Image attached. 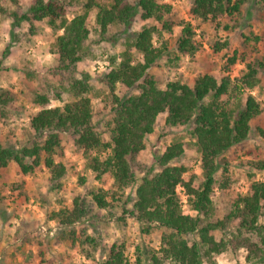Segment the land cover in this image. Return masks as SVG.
Wrapping results in <instances>:
<instances>
[{"label":"trees","instance_id":"1","mask_svg":"<svg viewBox=\"0 0 264 264\" xmlns=\"http://www.w3.org/2000/svg\"><path fill=\"white\" fill-rule=\"evenodd\" d=\"M12 1L16 10L10 14L11 26L27 24L24 42L29 45L49 33L54 63L45 68L46 78L40 73L39 63L24 59L23 75L37 85L32 89L31 104L38 110L28 120V129L34 135L25 144L15 146L5 145L0 134V176L9 163H14L23 178L11 190L23 195L25 176L45 169L49 185L59 191L69 169L78 173L74 164L68 166L61 144L63 136L73 142L75 151L84 158L83 168L91 171L98 184H109L106 189L90 187L86 192L89 201L86 194L78 192L70 206L62 204L47 213V219L62 229L59 238L67 240L85 259L77 264H217L224 252L236 254L240 249L246 252V264H264V181L255 178V172L264 171V146L258 149L256 159L245 162L249 168L246 191L237 190L231 196L224 217H216L211 199L215 188L228 192L236 182L225 153L245 142L253 125L264 137L263 126L257 124L264 119V103L250 92L255 88L261 91L264 79V54L259 49L264 32L259 35L249 29L242 34L239 47L222 65L227 74L206 72L192 79L178 72L180 61L186 56L194 61L201 44L192 39L193 26L181 21L174 49L168 48L164 33L171 34L176 25L168 18L173 10L170 2L31 0L27 11L22 12L19 0ZM247 1L190 0L189 14L214 25L216 30L229 32L232 27L228 22L234 27L241 25L242 7ZM254 4L258 11L264 10V0ZM69 5L78 10L71 18L66 17ZM4 12L0 4V13ZM137 13L140 29L129 32ZM115 27L124 34L121 49L92 55L90 34L93 32L99 43ZM210 48L215 53L227 50L229 40L214 39ZM103 55L107 62L103 72L95 70L92 77L88 71L78 70L79 63ZM163 57L167 59L164 85L149 71ZM237 63H243L244 68L232 78L229 72ZM94 98H100L103 108L110 112L103 129L94 122ZM51 100L59 104L49 107ZM15 101L13 91L0 86V123L21 109L15 107ZM160 117L164 128L180 126L186 131L173 135L162 146L155 158L158 170L152 172V167L144 170L135 162ZM187 149L199 155L200 176L179 162ZM136 172L141 173L138 179ZM86 181L85 176L78 177L79 185L84 186ZM178 186L184 189L194 215L183 212ZM130 188L134 198L131 208H125L128 196L124 193ZM3 199L0 192V202ZM120 202L122 212L117 221L131 218L140 223L142 233H159L157 245L149 242L143 249L136 244L132 260L125 253L123 236L105 245L101 234L73 227L90 213L88 205L99 211L111 210ZM189 234L195 238L189 240ZM99 253L102 255L97 257Z\"/></svg>","mask_w":264,"mask_h":264},{"label":"rangeland","instance_id":"2","mask_svg":"<svg viewBox=\"0 0 264 264\" xmlns=\"http://www.w3.org/2000/svg\"><path fill=\"white\" fill-rule=\"evenodd\" d=\"M170 2L173 6L172 12L168 18H172L176 25L172 29V33H164L165 39L168 41V48L174 49V41L179 34L182 23L181 21L189 22L193 26L194 42L201 44L200 50L196 54L194 61L183 57L180 61L178 72L189 78H195L198 74L206 72L214 74H227L222 70V65L225 63L227 57L231 55L234 48L239 47L242 41V34L252 30L255 34H262L264 32V10L258 11L254 1L249 0L242 7L243 17L240 19L241 25L238 27L232 26L233 22H228L232 27L231 31H223L217 29L214 25L203 22L189 14L190 0H164ZM31 0H19L21 5L20 11H27ZM4 13H0V86L10 89L16 95L15 107L21 108L14 111L11 117H8L4 123H0V134L5 145L25 144L32 138L34 133L28 129L29 117L38 110L36 106L31 104L32 89L37 87L35 82L29 81L23 75V68L25 60H31L34 65L39 63L42 67L40 73L47 78L45 68L52 66L54 57L49 51V33L47 36H41L34 40L30 45L25 43L24 39L28 35L27 24L20 22L19 25L11 26L13 19L11 12L16 10L12 0H0ZM78 12L76 7L69 5L67 7V18H71ZM263 20V21H261ZM226 19H223L225 22ZM141 22L139 21V14L137 13L132 20L129 27V32L138 31ZM39 26H43L39 24ZM91 24L89 25V27ZM12 33L14 35H12ZM61 33V31H58ZM124 36L120 27L110 28L107 37L102 42L97 43V36L92 32L88 39V44L93 48L92 55L99 52L117 53L121 49V38ZM228 38L229 49H223L217 53L213 52L210 44L214 39ZM260 52L264 54V38L259 45ZM6 54H3V52ZM140 57L139 55H136ZM166 57L159 59L158 63L150 68L158 82L164 85L167 69L165 64ZM107 62L104 60V55L94 61L90 57L78 64L79 71H88L90 76H94L95 70L103 72ZM244 68L243 63H237L230 69V76L232 78L240 73ZM50 78V76H48ZM42 82L45 78H42ZM93 84L98 87L97 80L93 79ZM258 89H251L250 92L264 103V79L262 87ZM59 102L51 100L49 107L58 105ZM92 107L94 110V122L98 128H105V124L110 118L108 109L103 108V103L100 98L92 100ZM258 125L264 128V119L257 122ZM185 127L164 128L163 117L157 121L153 133L146 138V147L136 158L135 165L146 170L152 167V172H156L158 168L155 166V158L161 153V148L164 144L169 142L170 138L178 133L185 132ZM62 146L65 153V160L68 166L74 164L78 173H73L69 169L66 176L62 179V189L55 191L48 183V172L45 169H40L35 175L25 176V184L23 186V195H18L17 192H12L11 187L14 183L20 182L23 178L19 173L14 163H9L2 171L0 176V192L4 196L0 202V264H70L80 263L85 261L83 257L69 246L67 240L59 238L61 228L54 220L47 219V213L51 210H57L62 204L70 206L73 197L78 193L86 194L90 187L102 186L108 188L109 184H98L91 174L90 170L83 168L84 158L79 155L74 148L73 142L67 137L63 136ZM264 146V137L259 132L253 129L248 139L242 144L231 147L225 156L229 160V169L234 174L236 182L232 183L228 192H224L215 188L211 194L213 201V212L216 217L222 218L226 215L230 207V198L238 190L245 192L247 187V174L249 168L244 166L245 162L250 159H256L259 154L258 149ZM199 155L193 149H187L186 155L179 159V162L185 163L200 176V168L198 162ZM219 171V170H218ZM218 171L216 174H218ZM83 175L86 177L84 186L79 185L78 177ZM141 176L140 172H136L137 179ZM189 173L184 175L185 178ZM257 180L264 181V171L255 172ZM177 193L181 199L182 210L186 214L194 215L187 203V195L181 186L177 187ZM127 202L125 208H131L133 201V189H127L124 196ZM86 200L89 201L90 196L86 194ZM60 202L59 200H62ZM123 200L124 197L122 196ZM88 204V202H87ZM122 203L120 202L111 210H98L92 208L90 213L83 221L76 223L73 227H86L88 233L93 231L101 234L104 244H110L113 239L118 236H123L125 239V253L129 259L134 258V248L139 244L143 249L149 242L158 244L159 233L157 230L144 234L141 232V225L134 219L125 218L124 222L117 221V217L121 216ZM111 213V214H110ZM99 217H92V215ZM114 214V215H113ZM189 240L195 238L193 234L186 235ZM246 252L240 249L238 253H231L226 251L217 258V264H246L244 257ZM102 254H97V257Z\"/></svg>","mask_w":264,"mask_h":264}]
</instances>
